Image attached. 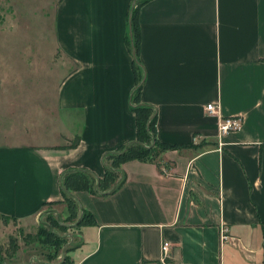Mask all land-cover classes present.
Listing matches in <instances>:
<instances>
[{
  "label": "crops",
  "instance_id": "crops-1",
  "mask_svg": "<svg viewBox=\"0 0 264 264\" xmlns=\"http://www.w3.org/2000/svg\"><path fill=\"white\" fill-rule=\"evenodd\" d=\"M133 5L0 0V219L36 222L64 172L103 178L137 140ZM138 23L139 100L172 148L122 164L110 195L73 193L95 219L73 264H160L164 241L173 264H264V0H151ZM222 117L243 124L221 136Z\"/></svg>",
  "mask_w": 264,
  "mask_h": 264
},
{
  "label": "trees",
  "instance_id": "trees-1",
  "mask_svg": "<svg viewBox=\"0 0 264 264\" xmlns=\"http://www.w3.org/2000/svg\"><path fill=\"white\" fill-rule=\"evenodd\" d=\"M150 1L151 0H134L133 11L131 14L132 34L127 40L135 55L134 65L141 73L139 84L132 96L133 111L137 117V140L122 148L120 151L105 155L103 159L105 175L103 178L97 177L88 169H72L64 172L61 176L63 201L52 202L45 205L47 207H53L65 203L70 214L69 219L67 220H71V218L74 219L77 215L78 209L81 212V217L77 223V227L94 225L95 219L90 212L80 209L79 203L73 194L74 192H90L99 196L110 195L124 184V176L121 169L122 164L134 160H153L156 156V149L164 151L172 148L161 144L157 139V118L154 108L150 105L141 103L139 100L142 90L141 82L143 80V72L140 68V61L138 58L141 42L138 12L142 6ZM77 142L78 139L72 144V148L77 146ZM87 219H89V222H87ZM49 220L51 222L48 224L47 228H42L45 231L41 229L38 232V236L41 241L46 240L45 242H49V238H55L54 244H56L63 239L55 233H51L49 228L64 229L65 226L55 217L53 219L51 215H49ZM0 264H2L1 261Z\"/></svg>",
  "mask_w": 264,
  "mask_h": 264
},
{
  "label": "rangeland",
  "instance_id": "rangeland-1",
  "mask_svg": "<svg viewBox=\"0 0 264 264\" xmlns=\"http://www.w3.org/2000/svg\"><path fill=\"white\" fill-rule=\"evenodd\" d=\"M47 88L48 81H39ZM54 85V81L52 82ZM41 100V99H40ZM39 115V114H38ZM161 152L156 149V156ZM54 210V211H53ZM49 215L58 219L65 228L50 229L63 240L55 242V238L39 239L38 232L42 228H47L51 222ZM81 212L77 209V217L69 219L67 206L48 207L39 219L29 225H20L14 220L0 219V261L2 264H73L71 252L80 243L82 227H77ZM89 222V219H87ZM45 231L44 229H42Z\"/></svg>",
  "mask_w": 264,
  "mask_h": 264
},
{
  "label": "built area",
  "instance_id": "built-area-1",
  "mask_svg": "<svg viewBox=\"0 0 264 264\" xmlns=\"http://www.w3.org/2000/svg\"><path fill=\"white\" fill-rule=\"evenodd\" d=\"M206 111L210 115H216L218 113V107L216 104L211 103L206 106ZM242 124H243L242 117H222L219 120L220 135L226 136L231 133H234L241 128ZM221 238L222 241L228 239V229L225 227L221 229ZM172 261L173 258H172L171 245L170 243L164 241L162 244V258L160 264H173Z\"/></svg>",
  "mask_w": 264,
  "mask_h": 264
},
{
  "label": "water",
  "instance_id": "water-1",
  "mask_svg": "<svg viewBox=\"0 0 264 264\" xmlns=\"http://www.w3.org/2000/svg\"><path fill=\"white\" fill-rule=\"evenodd\" d=\"M144 82V80L142 81V83Z\"/></svg>",
  "mask_w": 264,
  "mask_h": 264
}]
</instances>
